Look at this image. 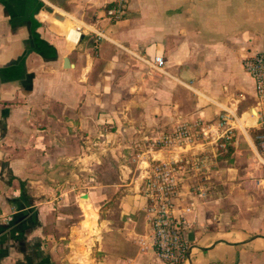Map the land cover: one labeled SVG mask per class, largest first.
<instances>
[{
	"label": "crops",
	"instance_id": "obj_1",
	"mask_svg": "<svg viewBox=\"0 0 264 264\" xmlns=\"http://www.w3.org/2000/svg\"><path fill=\"white\" fill-rule=\"evenodd\" d=\"M114 1L0 0V264H163L148 244L135 175L112 184L121 187L114 208L79 193L80 217L51 237L48 259L36 234L43 204L21 182L29 168H59L58 144L74 158L76 126L84 160L91 131L99 143L105 124L166 131L187 119L215 125L221 115L227 156L208 140L179 151L207 158L196 166L214 177L205 197L189 196L181 264H264V161L254 139L264 101L242 67L244 54L264 50V0H127L116 21L105 15ZM85 213L90 224H81Z\"/></svg>",
	"mask_w": 264,
	"mask_h": 264
},
{
	"label": "rangeland",
	"instance_id": "obj_2",
	"mask_svg": "<svg viewBox=\"0 0 264 264\" xmlns=\"http://www.w3.org/2000/svg\"><path fill=\"white\" fill-rule=\"evenodd\" d=\"M176 125L177 122L166 131L162 129L157 131L141 125L132 127L125 124L119 126L105 124L101 126L102 129L100 127L103 132L100 138L103 140L100 139L99 143L96 137L97 131H91L93 138L89 141L87 149L90 155L84 157V160L76 156L81 155L82 152L80 145H82L84 127L82 129V126H76L71 131L74 134L72 150L75 156L73 159L66 161L65 147L63 144H58L55 149L61 153H57L54 162H57L55 164L59 168H29V176L21 183L24 186V196L28 200L40 201L43 204L40 221H37L40 225V233H36L41 236L39 240L43 246V258L45 256L48 259L51 237L56 239L55 233L64 235L67 222L76 221L80 217L76 203L77 195L90 193L95 203L105 202V206L114 208L121 187L112 184L119 182L120 177L127 178L126 173L128 176L132 174L139 178L138 191L143 195L145 170L151 168L152 164L165 162L168 168H173L172 172L176 181L174 201L178 208L192 201L189 197L191 193L196 192L199 196L205 197L207 182L214 177L209 168H199L196 164L206 162L207 158L200 157L199 154H190L183 158L179 156L180 143L163 141L164 136L170 135ZM57 136L60 138V135ZM199 136L188 143L211 141L216 151L220 152L219 156L224 157V147L220 145L221 139L213 141L211 138L203 139ZM182 145H185L184 142ZM49 160V156H45L43 163L48 164ZM65 162L74 168H64ZM79 203L80 206L83 205L81 200ZM84 203L86 206L92 205L87 204L86 201ZM194 211L195 203L193 202ZM66 215L69 217L67 218ZM56 216L60 218L56 219ZM62 253H64V246Z\"/></svg>",
	"mask_w": 264,
	"mask_h": 264
},
{
	"label": "built area",
	"instance_id": "obj_3",
	"mask_svg": "<svg viewBox=\"0 0 264 264\" xmlns=\"http://www.w3.org/2000/svg\"><path fill=\"white\" fill-rule=\"evenodd\" d=\"M127 0H115L106 8L105 15L111 20H119L125 14ZM78 32L80 28H75ZM152 66L161 68L162 59L154 56ZM242 67L250 75L255 86L256 98L259 103L264 101V50L255 51L242 56ZM226 117L221 115L213 124H203L199 120H182L177 122L176 127L170 135H165L163 141L178 142V146L200 138H211V140H222L220 145L226 146V129L223 125ZM262 150L261 158L264 161V129L254 135ZM173 168H168L167 163L160 162L152 164L151 168L145 170L143 176V196L146 199L144 212L149 226L148 244L156 257L163 264H181L185 261L190 242L186 238V232L190 228L193 219V202L189 201L178 208L175 200L176 181Z\"/></svg>",
	"mask_w": 264,
	"mask_h": 264
},
{
	"label": "bare ground",
	"instance_id": "obj_4",
	"mask_svg": "<svg viewBox=\"0 0 264 264\" xmlns=\"http://www.w3.org/2000/svg\"><path fill=\"white\" fill-rule=\"evenodd\" d=\"M248 110V109H247ZM254 114V113H253ZM256 116V115H255ZM243 127V126H242ZM88 200H86V202H87ZM85 218L83 219V220H81V224H90V221H89V219H91L90 217H89V215H88V213H85ZM93 221V220H92Z\"/></svg>",
	"mask_w": 264,
	"mask_h": 264
},
{
	"label": "trees",
	"instance_id": "obj_5",
	"mask_svg": "<svg viewBox=\"0 0 264 264\" xmlns=\"http://www.w3.org/2000/svg\"><path fill=\"white\" fill-rule=\"evenodd\" d=\"M109 6H111V4H108L106 7H109ZM230 152H231V147L228 146V147H227V150H226V153H225L224 155L227 156ZM226 156H225V157H226Z\"/></svg>",
	"mask_w": 264,
	"mask_h": 264
},
{
	"label": "water",
	"instance_id": "obj_6",
	"mask_svg": "<svg viewBox=\"0 0 264 264\" xmlns=\"http://www.w3.org/2000/svg\"><path fill=\"white\" fill-rule=\"evenodd\" d=\"M66 60H67V58L65 57L63 61H64L65 63H67ZM80 198L87 199L88 197H87V194H83V195L80 196Z\"/></svg>",
	"mask_w": 264,
	"mask_h": 264
}]
</instances>
